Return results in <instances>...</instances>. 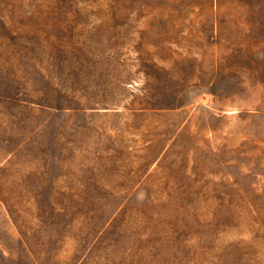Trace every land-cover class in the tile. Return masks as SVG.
Instances as JSON below:
<instances>
[{
    "label": "rangeland",
    "instance_id": "1",
    "mask_svg": "<svg viewBox=\"0 0 264 264\" xmlns=\"http://www.w3.org/2000/svg\"><path fill=\"white\" fill-rule=\"evenodd\" d=\"M0 264H264V0H0Z\"/></svg>",
    "mask_w": 264,
    "mask_h": 264
}]
</instances>
